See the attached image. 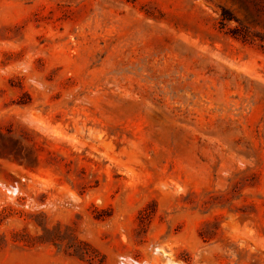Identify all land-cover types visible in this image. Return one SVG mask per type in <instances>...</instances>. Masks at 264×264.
Returning a JSON list of instances; mask_svg holds the SVG:
<instances>
[{"label":"rangeland","instance_id":"obj_1","mask_svg":"<svg viewBox=\"0 0 264 264\" xmlns=\"http://www.w3.org/2000/svg\"><path fill=\"white\" fill-rule=\"evenodd\" d=\"M0 236V264H264V0H0Z\"/></svg>","mask_w":264,"mask_h":264},{"label":"trees","instance_id":"obj_2","mask_svg":"<svg viewBox=\"0 0 264 264\" xmlns=\"http://www.w3.org/2000/svg\"><path fill=\"white\" fill-rule=\"evenodd\" d=\"M11 210L12 211H15V209L14 208H12V207H5L4 209H3V211H1V214H3L4 215V218L5 217H7L8 216V214H6L7 212H11ZM32 238H35V237H32ZM2 240H3V237L2 236H0V244H1V242H2ZM84 245H86V246H88V250H86V249H76L75 250V254L77 255V256H79L80 258H82V259H88V260H90V261H95V256L92 254V252L89 250V249H93L92 247H91V245L90 244H88V243H84ZM104 263V261L103 260H100V262H99V264H103Z\"/></svg>","mask_w":264,"mask_h":264},{"label":"bare ground","instance_id":"obj_3","mask_svg":"<svg viewBox=\"0 0 264 264\" xmlns=\"http://www.w3.org/2000/svg\"><path fill=\"white\" fill-rule=\"evenodd\" d=\"M174 262V261H173ZM176 262V261H175ZM170 264H171V262H170ZM178 264V263H177Z\"/></svg>","mask_w":264,"mask_h":264}]
</instances>
